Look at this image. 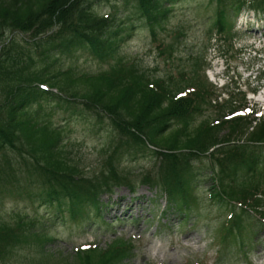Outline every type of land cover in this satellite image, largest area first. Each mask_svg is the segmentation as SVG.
Here are the masks:
<instances>
[{
    "label": "trees",
    "instance_id": "1",
    "mask_svg": "<svg viewBox=\"0 0 264 264\" xmlns=\"http://www.w3.org/2000/svg\"><path fill=\"white\" fill-rule=\"evenodd\" d=\"M186 1L0 0V262L30 244L42 251L48 242L35 220L18 213L5 218L8 199L39 202L54 208L57 218L85 224L100 219L102 198L114 188L147 185L188 209L197 173L192 162L206 159L213 199L261 207L264 157L255 149L264 145V119H229L240 108L213 106L199 68L184 70L178 80L158 79L120 54L135 25L155 43L174 7ZM208 7L209 40L213 32L229 37L231 21L243 10L264 15V0H208ZM179 37L169 44L162 40L160 55L170 59ZM75 55L107 70L80 73L69 66ZM209 108L216 117L196 125ZM56 111L69 113L73 122L80 117L96 121L100 130L108 127L110 138L90 174L74 154L77 144L65 130L70 122L54 123ZM145 158L149 169L126 167ZM238 223L224 230V239L239 231ZM131 250L130 243L116 239L106 250L78 251L47 264H121Z\"/></svg>",
    "mask_w": 264,
    "mask_h": 264
},
{
    "label": "rangeland",
    "instance_id": "2",
    "mask_svg": "<svg viewBox=\"0 0 264 264\" xmlns=\"http://www.w3.org/2000/svg\"><path fill=\"white\" fill-rule=\"evenodd\" d=\"M207 2L208 0H188L176 5L167 25L169 32L159 37V40L165 38V44H169L174 35H183L176 44L174 60L159 57L155 50L157 44H151L147 34L138 27L122 45L120 54L139 63L155 77H165L168 74L175 76L177 71L193 63L192 58L205 56V62L210 66L206 69L205 76L216 87V95L220 93L224 81H233L242 91L247 93L251 89L250 92L255 93L253 98L247 95L249 115L254 110L258 115H264V102L257 99L260 96L264 100V83L252 81L257 77L258 71H264V38L260 37L264 35V28L259 27L257 34L253 33L243 20L249 21L250 18L238 19L233 41L223 43L217 37L210 41L212 47H209L207 32L211 25L212 11ZM73 66L80 73H98L107 69L84 55H76ZM249 75L251 84L248 87ZM208 115L214 116L211 111L206 113L207 117ZM76 119L73 122L69 113L59 111L53 117L56 125L70 122V140L77 144L74 152L85 168L95 169L97 154L105 146L107 138H110L108 127L104 124L100 130L95 127L96 121L80 117ZM261 150L264 155V147ZM127 165L133 172L151 167L147 158ZM152 194L148 188L136 189L134 196L124 188L114 190L109 198V208L102 214L112 228H99L96 223L79 227L46 220L47 231L53 242L45 247V254L57 259L73 258L76 251L87 246L103 250L116 237L131 242L135 249L133 256L124 264H264V233L253 242L246 260L242 254H237L234 247L219 248L216 232L228 216L224 208L210 200L208 189H204L202 184H198L193 191L197 206L186 222L169 212L164 198L156 199ZM4 209L7 217L14 212L30 218L45 215L42 208L19 200H7ZM244 239L247 240V237ZM257 241L259 243L256 245ZM245 245L248 246L247 241ZM31 258L37 263L35 248L26 246L0 264L23 262Z\"/></svg>",
    "mask_w": 264,
    "mask_h": 264
}]
</instances>
